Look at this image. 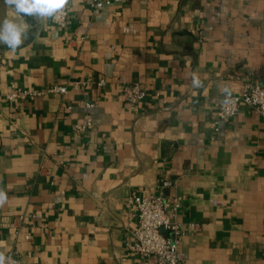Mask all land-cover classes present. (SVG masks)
<instances>
[{
  "label": "crops",
  "instance_id": "0c3cea01",
  "mask_svg": "<svg viewBox=\"0 0 264 264\" xmlns=\"http://www.w3.org/2000/svg\"><path fill=\"white\" fill-rule=\"evenodd\" d=\"M66 7L65 27L17 17L27 38L15 52L0 43V252L23 264H155L126 246V202L164 176L166 194L182 196L187 264H264V115L241 105L213 125L226 91L264 86V0ZM11 11L0 0V22ZM134 81L147 93L138 105L122 94ZM17 87L43 93L8 100Z\"/></svg>",
  "mask_w": 264,
  "mask_h": 264
},
{
  "label": "built area",
  "instance_id": "2783aa9c",
  "mask_svg": "<svg viewBox=\"0 0 264 264\" xmlns=\"http://www.w3.org/2000/svg\"><path fill=\"white\" fill-rule=\"evenodd\" d=\"M90 8L98 9L110 4H123L129 0H83ZM69 12L67 7L51 17V21L60 27H65L68 21ZM1 60V57H0ZM84 82L72 81V88H79ZM101 86L104 81L96 82ZM46 92H58L65 94L68 91L66 85H52ZM43 93L35 88L17 87L7 95L8 100L26 99L27 97L39 96ZM122 94L124 101L130 105L142 103L147 93L139 82L126 83L123 86ZM244 105L253 108L260 115H264V86L257 83H247L240 93L226 91L217 105L216 116L213 121L214 129L217 130L221 123L237 114L239 107ZM85 106L92 107L91 102ZM90 119L75 125L77 130L90 125ZM172 186V182L164 176H160L155 185L156 192L135 194L128 197L127 206L133 208L132 215L136 219V225L132 232V239L127 242V248L141 256H152L155 264H187L180 252L179 245L186 230L177 221V211L182 200L180 195H168L165 190ZM196 224H190L188 229L193 230ZM163 231H167L165 235ZM5 257V264H23L16 253L0 252Z\"/></svg>",
  "mask_w": 264,
  "mask_h": 264
},
{
  "label": "clouds",
  "instance_id": "9594fccd",
  "mask_svg": "<svg viewBox=\"0 0 264 264\" xmlns=\"http://www.w3.org/2000/svg\"><path fill=\"white\" fill-rule=\"evenodd\" d=\"M6 6L12 11L9 17L0 22V43L5 44L10 50L20 47L27 38L28 24L18 23L15 18L24 16L49 18L65 9L69 0H4ZM7 199L6 194L0 191V205ZM0 264H5V257L0 253Z\"/></svg>",
  "mask_w": 264,
  "mask_h": 264
}]
</instances>
